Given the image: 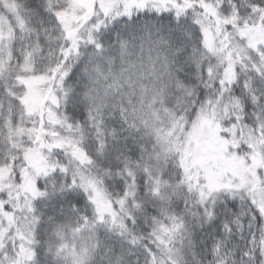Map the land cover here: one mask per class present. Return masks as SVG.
Instances as JSON below:
<instances>
[{
    "label": "snow or ice",
    "instance_id": "1",
    "mask_svg": "<svg viewBox=\"0 0 264 264\" xmlns=\"http://www.w3.org/2000/svg\"><path fill=\"white\" fill-rule=\"evenodd\" d=\"M0 264H264V0H0Z\"/></svg>",
    "mask_w": 264,
    "mask_h": 264
},
{
    "label": "clouds",
    "instance_id": "2",
    "mask_svg": "<svg viewBox=\"0 0 264 264\" xmlns=\"http://www.w3.org/2000/svg\"><path fill=\"white\" fill-rule=\"evenodd\" d=\"M141 23H143V20H141Z\"/></svg>",
    "mask_w": 264,
    "mask_h": 264
},
{
    "label": "trees",
    "instance_id": "3",
    "mask_svg": "<svg viewBox=\"0 0 264 264\" xmlns=\"http://www.w3.org/2000/svg\"><path fill=\"white\" fill-rule=\"evenodd\" d=\"M73 75H75V73H73Z\"/></svg>",
    "mask_w": 264,
    "mask_h": 264
}]
</instances>
